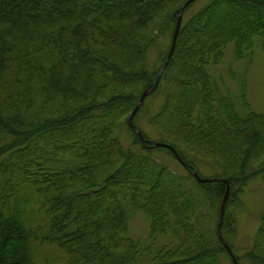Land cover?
<instances>
[{
	"label": "trees",
	"instance_id": "trees-1",
	"mask_svg": "<svg viewBox=\"0 0 264 264\" xmlns=\"http://www.w3.org/2000/svg\"><path fill=\"white\" fill-rule=\"evenodd\" d=\"M187 1L0 0V264H234L217 234L227 185L192 173L206 178L205 162L230 186L221 231L237 263L264 264V211L239 253L230 210L252 180L264 187V114L208 69L230 45L238 60L264 51V0L189 5L133 120L147 146L127 123Z\"/></svg>",
	"mask_w": 264,
	"mask_h": 264
},
{
	"label": "rangeland",
	"instance_id": "rangeland-1",
	"mask_svg": "<svg viewBox=\"0 0 264 264\" xmlns=\"http://www.w3.org/2000/svg\"><path fill=\"white\" fill-rule=\"evenodd\" d=\"M209 1L210 0H197L193 3L191 9L200 8ZM252 55L251 60H238L234 57L233 48L230 45L226 50V55L222 63L215 67L211 66L208 69L222 91L232 96L233 99L236 100V103H241L242 99L240 98L243 94H246L252 110L264 114V51L260 48H256ZM141 124V129L149 134L152 142L163 140L162 137L151 130L146 121ZM122 134L123 141L130 142V137L127 135L126 131H124V133L122 132ZM161 155L165 156L162 153ZM167 162L175 172L181 174L184 172L187 173L180 164L173 162L171 159H167ZM199 166L200 174L206 177L202 179L213 178L211 177L213 176L211 164L205 162ZM190 185L193 186L194 183L190 181ZM246 189L247 191L241 196L237 207L230 206L232 216L236 217L235 221L238 220L237 234L234 239L231 238V242L239 249V253L247 249L249 244L254 240L258 227L259 215L264 211V187L262 183L259 180H252ZM25 193L27 198H31L28 190H25ZM33 201H35L34 197L31 198L30 202ZM130 225L134 238L138 239L143 237V239H145L150 232V219L142 213L134 216Z\"/></svg>",
	"mask_w": 264,
	"mask_h": 264
},
{
	"label": "water",
	"instance_id": "water-1",
	"mask_svg": "<svg viewBox=\"0 0 264 264\" xmlns=\"http://www.w3.org/2000/svg\"><path fill=\"white\" fill-rule=\"evenodd\" d=\"M195 1L197 0H188L186 3H184L177 11L176 13V28H175V31H174V35H173V38H172V44H171V48H170V51L168 53V56L160 70V72L158 73L156 79L154 80L153 84L151 85L150 88L146 89L143 94L141 95L140 99H139V102L137 104V106L135 107V109L133 110V112L131 113V115L128 117V120H127V123H128V126L131 128L132 131H134V133L141 139L142 143L144 145H146L145 143V139L142 135V132L136 128L135 124H134V117L135 115L137 114V112L140 110V108L142 107L144 101L146 100L147 97H149L151 94H153L155 92V90L157 89L164 73H165V70L167 68V65L170 61V59L172 58L173 56V53H174V50H175V47H176V43H177V38H178V35H179V32H180V29H181V26H182V21H183V15H184V11L186 10V8L191 5L192 3H194ZM147 146V145H146ZM152 147L153 148H159V147H162V148H167L169 149L170 151H172V153L175 155L176 159L182 164V165H186V163L184 162V160L180 157V155L178 154V152L176 151V149L174 147H172L171 145H168V144H165V143H160V142H153L152 144ZM193 176L197 179V181L201 184H204L206 182H222V183H225L227 185V190H226V193H225V196L223 198V201L221 203V207H220V221H219V225H218V229H217V234H218V238L219 240L222 242V244L224 245L225 249L227 250V252L230 254V256L232 257L233 259V262L234 264H238L234 255H233V252L230 248V246L228 245V243L225 241V238L222 234V231H221V228H222V225H223V222H224V217H225V208H226V204H227V200H228V197H229V191H230V186L227 182L226 179H220V178H211V179H202L198 172L197 171H193Z\"/></svg>",
	"mask_w": 264,
	"mask_h": 264
}]
</instances>
